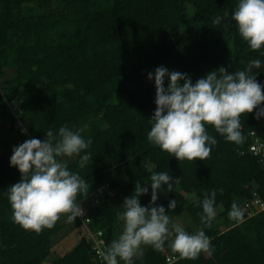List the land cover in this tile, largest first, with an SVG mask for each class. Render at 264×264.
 I'll list each match as a JSON object with an SVG mask.
<instances>
[{"label":"trees","instance_id":"1","mask_svg":"<svg viewBox=\"0 0 264 264\" xmlns=\"http://www.w3.org/2000/svg\"><path fill=\"white\" fill-rule=\"evenodd\" d=\"M238 0H0V124L20 138L19 144L64 124L80 127L92 137V162L81 169L79 158L68 167L90 184L83 219L101 231L110 245L122 221L124 198L134 193L137 180L151 183L154 172L167 171L173 178L171 192L162 189L163 205L171 220L188 212L201 226L194 199L217 189V216L206 234L215 247L212 256L179 259L170 249L147 246L136 264H264V209L242 222L230 219L233 201L242 208L246 200L264 204V156L250 152L251 132L264 140V117L241 116L240 145L226 141L208 126L218 143L204 161H180L153 146L147 139L149 118L156 108L154 81L148 72L158 66L191 76L193 82L223 66L243 69L252 59L264 60L239 35L230 13ZM229 16L219 25L217 15ZM11 74H8L9 72ZM256 79L264 83V65ZM167 85V81L165 82ZM264 103V102H262ZM21 127L27 129L22 132ZM3 150V151H1ZM0 150V264H43L51 255L54 237L68 223L62 217L54 228L41 233L25 230L12 219L7 189L21 173L10 165L11 150ZM66 159V158H65ZM223 189L221 193L219 189ZM151 200V189L141 196ZM178 206L168 209L169 201ZM82 226L78 218L73 222ZM187 231L194 229L184 227ZM175 257L169 263L168 259ZM53 264H102L93 245L81 231L78 245ZM120 264H124L123 261Z\"/></svg>","mask_w":264,"mask_h":264},{"label":"clouds","instance_id":"2","mask_svg":"<svg viewBox=\"0 0 264 264\" xmlns=\"http://www.w3.org/2000/svg\"><path fill=\"white\" fill-rule=\"evenodd\" d=\"M230 15L242 39L264 56V0H238ZM228 16V12L217 15L212 23L219 25ZM262 65L264 60L257 58L235 71L221 66L195 82L189 74L169 71L163 65L149 71L148 79L154 81L156 89V108L148 119V141L180 161H204L210 156L218 140L208 132V126H213L226 141L242 144L246 137L241 116L256 109L255 117H264V83L256 79ZM88 129L87 123L78 128L64 124L58 132L49 129L43 139L33 137L13 146L10 165L18 168L21 179L6 191L11 219L25 230L41 233L54 228L62 217L73 223L84 215L77 198H86L91 186L80 172L68 167L65 158H79L81 169L92 162L93 156L86 151L93 142L91 136L85 135ZM22 131L27 133L26 128ZM180 178L162 171L151 175L150 184L142 186L137 180L134 193L124 198L123 211L118 214L122 231L110 245L99 250L102 264H136L147 246L156 251L170 249L179 259L187 260L215 253L205 229L212 226L217 216V189L205 191L202 199L194 197L202 212L201 226L193 232L173 223L165 207L156 204L158 193L165 187L166 192H171L173 182L179 183ZM149 188L151 200L143 206L140 198ZM219 191L222 193L223 189ZM177 206V200L172 199L168 209ZM228 215L242 222L245 209L233 201Z\"/></svg>","mask_w":264,"mask_h":264},{"label":"rangeland","instance_id":"3","mask_svg":"<svg viewBox=\"0 0 264 264\" xmlns=\"http://www.w3.org/2000/svg\"><path fill=\"white\" fill-rule=\"evenodd\" d=\"M10 71L8 74H11ZM19 136L12 131H10V125L7 124H0V150H11L13 146H17L19 143ZM3 151V150H1ZM72 160V158H66L65 162L68 163V160ZM94 197L90 196L86 200L82 202L83 205L81 206H91L94 203ZM165 195L164 193L158 194V200H164ZM67 221V220H66ZM173 223H178L182 227H190L194 230H197L196 224L194 219L188 212H184L182 215L175 217L172 219ZM122 224L118 227L116 232V238L122 231ZM81 231L82 227H78L75 223H70L67 227L59 232L54 237V246L51 255L44 261L43 264H53L56 260L63 257L65 254L72 251L79 243L81 239ZM146 251V247L144 248V252Z\"/></svg>","mask_w":264,"mask_h":264},{"label":"built area","instance_id":"4","mask_svg":"<svg viewBox=\"0 0 264 264\" xmlns=\"http://www.w3.org/2000/svg\"><path fill=\"white\" fill-rule=\"evenodd\" d=\"M23 128L24 127H21V129H23ZM22 132H24V131H22ZM26 134H28V133H26ZM250 136L254 140L252 145L250 146V152H252L256 156H261V155L264 156V140L262 138H260L256 134V132H251ZM28 138L30 139L31 137L28 136ZM98 202H99V199L95 198L93 204H97ZM82 208L84 209V215H85L86 210H87L86 206H82ZM243 208L245 210H248L251 215H254V214L258 213L260 210L264 209V204L259 199L256 198V199L244 201ZM83 216L77 217L81 222L83 234L92 243L93 251L95 253L96 259L98 261L102 262L100 259V256H99V250L101 248H106L108 246L107 241L105 240L104 234L101 231H93L91 229L90 219H83ZM174 259H175V257L169 258L168 262L171 263Z\"/></svg>","mask_w":264,"mask_h":264}]
</instances>
